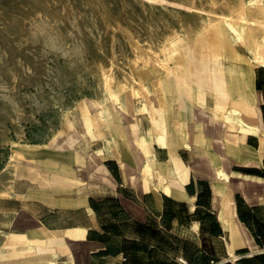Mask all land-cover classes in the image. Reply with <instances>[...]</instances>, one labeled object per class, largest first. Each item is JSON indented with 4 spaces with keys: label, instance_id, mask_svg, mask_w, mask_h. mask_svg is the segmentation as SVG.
<instances>
[{
    "label": "crops",
    "instance_id": "crops-1",
    "mask_svg": "<svg viewBox=\"0 0 264 264\" xmlns=\"http://www.w3.org/2000/svg\"><path fill=\"white\" fill-rule=\"evenodd\" d=\"M253 27L243 31L249 50V35L258 34ZM217 33L208 27L190 44L176 36L159 61L168 68L162 53L169 48L198 59L191 73L203 71L201 61L209 64L217 99L230 102L224 113L193 94L166 103L157 76L145 97L169 110L145 112L137 132L132 118L119 125L112 116L110 135L91 118L88 128L106 141L87 145L88 130L74 128L50 149L18 150L13 167L30 163L23 166L31 176H17L13 190L0 191V214L9 216L12 231L31 233L33 249L48 243L40 231L58 234L57 260L37 253L39 264H210L235 256L236 264H264V67L254 71L245 55L226 62L221 54L232 45L222 29ZM223 40L225 49L216 46ZM156 82L160 100H150Z\"/></svg>",
    "mask_w": 264,
    "mask_h": 264
},
{
    "label": "rangeland",
    "instance_id": "rangeland-1",
    "mask_svg": "<svg viewBox=\"0 0 264 264\" xmlns=\"http://www.w3.org/2000/svg\"><path fill=\"white\" fill-rule=\"evenodd\" d=\"M242 1L0 0V191L13 190L17 176H31L32 170L23 166L30 163L19 162V166L7 169L12 150L18 151L27 145L50 149L58 144L59 137L74 128L88 130L87 145L92 146L96 138L106 141L105 136L95 131L92 133L88 128L91 118L103 124L109 135L112 116L117 117L119 125L124 118H132L138 124L133 127L136 132L141 129L145 112L154 115L161 110L155 102H149L145 91H140V78L149 89L151 79L162 77L168 104L178 103L183 95L193 94L201 103L213 104L216 111L224 113L230 102H219L217 99L209 64L204 65L201 61L203 71L191 73L190 64L193 61L198 63V59L184 51L169 52L166 46L168 49L162 53L168 63V68H165L157 58L160 52L150 48V44L160 45L162 37L173 27L178 32L177 39L190 44L193 30L202 21L208 24L210 19H217L234 48L227 49L221 56L226 62H235L240 60L238 55H245L243 60L255 66L256 71L255 54L247 49L243 31L255 22L264 24V16L258 10L249 8L236 14ZM182 24L187 26V30H181ZM193 24L195 26H191ZM255 41L264 47L260 31ZM130 43L139 44H135L138 54L134 51L136 48H132L134 44L131 46ZM146 55L151 59L143 60L144 57L150 58ZM97 61L105 66L97 67ZM101 71L106 75L114 73L121 79L126 78L139 89L140 96H137L134 106H129L130 109L123 106L127 103L123 97L122 102L114 99L105 86ZM167 71H170L169 76ZM81 101L87 105L89 115L82 114L87 110ZM216 105L221 107L218 109ZM168 106L161 112H168ZM133 110L138 111L135 117L131 114ZM228 117L237 120L236 116ZM11 118L17 121V127ZM98 129L101 131L100 127ZM20 130L18 138L16 133ZM9 219L8 215L0 214V221L4 222L0 226V239L6 234L14 241L13 247L6 244L0 251V264H39L36 256L42 252L55 253L56 256L50 259L57 260L58 234L40 231L48 238V243L44 250L39 251L32 248L31 233L12 231Z\"/></svg>",
    "mask_w": 264,
    "mask_h": 264
},
{
    "label": "bare ground",
    "instance_id": "bare-ground-1",
    "mask_svg": "<svg viewBox=\"0 0 264 264\" xmlns=\"http://www.w3.org/2000/svg\"><path fill=\"white\" fill-rule=\"evenodd\" d=\"M242 1V0H241ZM242 5V4H241ZM243 5L245 6V7H247V9L249 8V9H251L252 11H256V10H258L263 16H264V0H250V1H246L245 2V4H244V2H243ZM256 6H258V8L256 7ZM245 7L244 8H239V9H237V14H239V12H241V11H243L244 9H245ZM185 17V16H184ZM193 23H194V21H193ZM196 23V22H195ZM220 23H221V21H220ZM200 24V23H199ZM197 25V24H196ZM180 26H181V24H180ZM191 26H195V24H193V25H191ZM254 27H253V29L256 31V27L258 28V29H260V30H258V31H260V32H262V36H263V38H264V24H262L261 22H255V25H253ZM208 27H212L213 29H214V32H218L220 29H221V27H220V24H219V21H217V19H215V20H209V22H208V24L206 23V22H203L202 21V24H200V26H198V27H196L194 30H193V35H200V32L201 31H203V30H205L206 28H208ZM174 28V27H173ZM173 28H170V30L164 35V37H162L163 39H162V41H161V44L160 45H154V46H152L153 44H150V48H152V49H157L158 51L157 52H160L161 51V49H162V47L165 45V44H167L169 41H171V40H173V38H175L176 36H178V32L175 30V29H173ZM179 28V27H178ZM177 28V29H178ZM183 29H186L187 30V26L186 25H183L182 24V28H181V30H183ZM180 30V29H179ZM178 30V31H179ZM166 32V31H165ZM184 32V31H183ZM188 32V31H187ZM180 34H181V31H180ZM185 34V33H184ZM218 34V33H217ZM162 35V34H161ZM182 35V34H181ZM149 43H151V42H149ZM249 48H250V50H252L253 52H254V54H255V56H254V60H255V62H256V64L257 65H260V66H263L264 67V47L262 46V45H260V44H258L256 41H255V39H254V37L253 36H251V35H249ZM133 44H134V46H133ZM132 45H131V43H130V45L131 46H133L132 48H136V50H134V51H136L135 53H137L138 54V49H137V46L135 47V44L136 43H133ZM157 44H159V43H157ZM136 45H139L138 43L136 44ZM221 45H223V47L222 48H224L225 49V47H226V42L223 40L222 42H220V41H216V46H221ZM130 46V47H131ZM148 48H149V46H148ZM231 49L233 50L234 48L233 47H231ZM133 51V52H134ZM149 51V50H148ZM147 51V52H148ZM151 51H149V53H150ZM134 53V54H135ZM137 54H136V56H137ZM139 54H141V53H139ZM151 54H155L154 53V51H153V53L151 52ZM113 56V55H112ZM146 56H148V58L150 57L149 55H146ZM156 56V55H155ZM159 57V59H160V56L158 55L157 56V58ZM113 58V57H112ZM133 58V57H132ZM138 57H136V59H137ZM141 58V57H140ZM143 58V57H142ZM115 59V58H114ZM127 59V58H126ZM144 59H146L147 60V58L146 57H144ZM149 59H151V57L149 58ZM158 60V59H157ZM156 60V61H157ZM98 62V61H97ZM96 62V63H97ZM106 62V61H105ZM120 62V64H124V63H122L121 61H119ZM126 62H128V59L126 60ZM112 64H113V62H112ZM116 64V63H115ZM114 64V65H115ZM126 65H127V63H125ZM96 66L97 67H103V66H105L102 62H98L97 64H96ZM116 66V65H115ZM111 67V66H110ZM117 67V66H116ZM105 71V70H104ZM119 71V70H118ZM100 73V72H99ZM98 73V74H99ZM101 73L103 74V77L105 78V82H106V84L107 85H105L106 86V88H109V90H110V92H111V94L114 96V97H116L115 95H119V96H121V97H123V100L125 101V102H127V103H125V104H123V106H125L126 108H128V109H130L129 108V106L127 105L129 102L130 103H134V101H135V98H137V96H140V94H139V89H134V87H133V85L132 84H130L129 82H128V80L126 79V78H123V79H121L120 77H118V76H116V75H114V73L112 74V73H110V74H104L102 71H101ZM105 73H106V71H105ZM80 75V74H79ZM94 75V74H93ZM108 86V87H107ZM139 88H140V91H142V92H149L147 89H146V86H144V84H140L139 85ZM144 92V93H145ZM160 93H161V91H160V88H159V84H158V82H156V83H153V85H152V93H149V98L151 99V100H153V99H158V100H160ZM18 97V96H17ZM121 97H120V100H117V102H122V100H121ZM81 103V102H80ZM82 104V103H81ZM122 104V103H121ZM78 105H79V102H78ZM87 111H88V109H86ZM132 113V115L134 114V110L133 111H131ZM136 113V112H135ZM230 113H232V114H236V115H239V112H237L236 110H230ZM24 114V113H23ZM22 114H20V116H21ZM24 116V115H23ZM11 117V116H10ZM10 117H9V119H10ZM11 121H12V123H14L15 125H16V123H17V121L14 119V118H11ZM14 126V125H13ZM16 127H17V125H16ZM18 129V128H17ZM15 131H17V130H15ZM16 135H18V138H19V136L21 135V130L18 132V133H16ZM21 159V153L20 152H18V151H16V150H12V154H11V161L8 163V165H7V169L9 168V167H13L14 166V162L15 161H18V160H20ZM220 189L222 190V192L224 191V187L223 186H221L220 187ZM1 196H7L6 195V193H3V195H1ZM2 225H4V222L3 221H0V226H2ZM6 244H10L11 245V247H13L14 246V241L13 240H10V239H8V237L6 236V234H3L2 235V239H0V251L2 250V248L6 245ZM12 249H14V248H12ZM1 258V257H0Z\"/></svg>",
    "mask_w": 264,
    "mask_h": 264
},
{
    "label": "built area",
    "instance_id": "built-area-1",
    "mask_svg": "<svg viewBox=\"0 0 264 264\" xmlns=\"http://www.w3.org/2000/svg\"><path fill=\"white\" fill-rule=\"evenodd\" d=\"M241 259V257L240 256H235V258H233L231 261H227V260H225V261H221L220 263H213V262H211L210 264H227V263H231V264H235L236 262H238L239 260Z\"/></svg>",
    "mask_w": 264,
    "mask_h": 264
},
{
    "label": "trees",
    "instance_id": "trees-1",
    "mask_svg": "<svg viewBox=\"0 0 264 264\" xmlns=\"http://www.w3.org/2000/svg\"><path fill=\"white\" fill-rule=\"evenodd\" d=\"M239 262H240V260H239L238 262H236V263H239ZM236 263H235V264H236Z\"/></svg>",
    "mask_w": 264,
    "mask_h": 264
}]
</instances>
